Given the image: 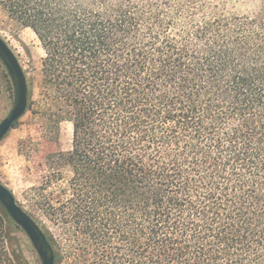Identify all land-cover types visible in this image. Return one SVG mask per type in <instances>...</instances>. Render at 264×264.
<instances>
[{
  "label": "trees",
  "instance_id": "trees-1",
  "mask_svg": "<svg viewBox=\"0 0 264 264\" xmlns=\"http://www.w3.org/2000/svg\"><path fill=\"white\" fill-rule=\"evenodd\" d=\"M260 2L0 0L44 50L50 142L73 127L33 195L56 262L264 264Z\"/></svg>",
  "mask_w": 264,
  "mask_h": 264
},
{
  "label": "rangeland",
  "instance_id": "rangeland-1",
  "mask_svg": "<svg viewBox=\"0 0 264 264\" xmlns=\"http://www.w3.org/2000/svg\"><path fill=\"white\" fill-rule=\"evenodd\" d=\"M228 8L239 14L259 10L260 0H225ZM0 36L18 58L27 78L29 104L25 115L17 121L0 142V182L14 195L21 208L41 227L57 233L56 228L36 208L34 193L53 172L69 175V167L53 156L56 149L72 150V124L60 126L57 146L49 140L47 122L42 113V59L44 50L30 28L23 27L0 6ZM15 101L12 79L0 59V123ZM34 102V105H33ZM0 264H42L27 234L14 221L8 234L0 231ZM56 264H69L59 258Z\"/></svg>",
  "mask_w": 264,
  "mask_h": 264
},
{
  "label": "water",
  "instance_id": "water-1",
  "mask_svg": "<svg viewBox=\"0 0 264 264\" xmlns=\"http://www.w3.org/2000/svg\"><path fill=\"white\" fill-rule=\"evenodd\" d=\"M0 59L4 63L14 85V105L0 123V142L21 119L29 104L28 83L25 72L8 44L0 36ZM0 204L12 220L23 229L36 249L42 264H56L54 250L41 227L17 203L13 193L0 182Z\"/></svg>",
  "mask_w": 264,
  "mask_h": 264
}]
</instances>
